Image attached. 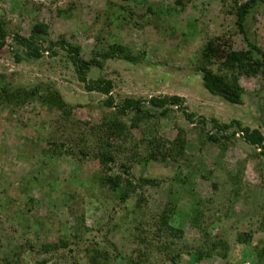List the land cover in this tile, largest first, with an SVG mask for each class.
I'll list each match as a JSON object with an SVG mask.
<instances>
[{"label": "rangeland", "instance_id": "obj_1", "mask_svg": "<svg viewBox=\"0 0 264 264\" xmlns=\"http://www.w3.org/2000/svg\"><path fill=\"white\" fill-rule=\"evenodd\" d=\"M109 1L0 0V23L8 33L0 49V86L20 94L16 104H0V264H76V260L85 264V255L95 251L102 253L98 264H264L257 261L253 250L257 241L264 240V154L240 139L222 150L198 140L215 133L213 118L218 123L236 120L241 126L257 128L264 143V88L259 73L238 75L240 103L230 104L202 87L195 68L201 44L208 38L222 37L227 42L213 44L222 55L216 56L220 58H215L213 72L225 58L226 46L237 52L245 50L233 16L225 13L222 0H182V8L174 0H151L170 7L165 21H156L153 27H132L131 18L114 31L111 17L115 13L109 12ZM141 8L133 6L132 10L137 14ZM61 10L66 13L58 14ZM189 19L195 20L199 33L183 36ZM36 23L46 27L47 41L63 38L78 45L84 60L92 58V50H97V57L108 44L130 49L138 58L135 63L118 57L105 60L100 69L91 68L86 76L111 80L109 96L114 105L125 98L145 104L150 97L176 95L193 115L189 123L179 109L171 108L167 116L140 124L141 130L164 135L166 141L172 140L177 126L187 145L184 159L166 161L158 170L143 173L159 182L140 191L142 200L135 215L137 194L124 202L113 201L107 185L89 182L88 160L75 157L77 145H83L77 140L79 131L88 134L111 111L103 104L106 97L84 90L61 50L54 56L43 53L39 59L25 58L24 48L11 37L28 38ZM248 24L253 40L264 52V4L250 15ZM47 87L56 90L70 108L68 116L46 109L40 96ZM28 92L31 95L26 97ZM119 119L127 122V118ZM140 129H130L127 135L134 139ZM51 143L61 145V152L47 158L42 151ZM124 153L128 156L129 150ZM38 159L45 166L38 165ZM132 169L135 181L140 168L132 165ZM111 173H119L116 165ZM186 173L185 183L166 191L173 182L170 178ZM40 180L41 188L37 186ZM69 189L80 196L81 203L77 197L68 202ZM25 197L33 201L27 203ZM166 209H172L169 224L181 231L179 238L166 235L158 222ZM193 217L196 225L191 223ZM76 219H81L82 226ZM250 232L249 245L237 244L238 233ZM72 235L79 237L73 239V245L41 250L42 245L61 238L69 242ZM218 237L227 246L224 260L217 253L194 260L191 254Z\"/></svg>", "mask_w": 264, "mask_h": 264}, {"label": "trees", "instance_id": "obj_2", "mask_svg": "<svg viewBox=\"0 0 264 264\" xmlns=\"http://www.w3.org/2000/svg\"><path fill=\"white\" fill-rule=\"evenodd\" d=\"M107 1L108 0H106V2ZM150 1L151 0H110L107 4L109 5L108 8H110L109 12L115 13L114 15L112 14L113 16L111 17L114 31L116 28H123L120 22L125 23L133 20L132 27H138L140 25H151L150 27H153L156 25V21H165L169 11H171L170 7L168 8V6H163L160 3L153 4L150 3ZM222 2H224L226 6L225 13L234 18V26L241 37L245 50L237 52L231 50V47L226 46L227 51L225 55H223L225 58L221 63L216 65V72H213L211 66L216 64L214 62L215 58L219 59L222 56L220 51L217 50L218 46L213 44H217L220 41H223V44L227 42L224 41L226 39L222 37L208 38L207 40H203L204 42L201 44L198 52L199 58L196 61L195 68L200 72L202 87L209 94L219 96L230 104H239L242 91L236 81L238 75L255 76L259 73L263 82L262 88H264V52L253 40L250 33L251 26L248 24L250 15L258 10L259 5L264 4V0H230L228 1L229 3L227 0H222ZM173 3L175 6H180L181 8L184 6L182 0H174ZM133 6H139L140 8L143 6V8H141L143 10L136 14L132 10ZM62 13H66V11L61 10L58 12V14ZM146 19L150 22L146 21ZM197 30L195 20L189 19L187 23H185V33L182 32V35L190 36L192 34H198L199 32H197ZM7 34L8 33H6L3 28V24L0 23V49L5 44V37ZM46 35V27L36 23L31 27L28 38H21L15 34L11 37L17 44L24 48L23 54L25 58L39 59L43 53L54 56L57 54V50H61L71 63L76 78L83 84L84 90L86 92H97L106 97L103 104L106 108L111 109V111H109L108 116L102 117L100 123L95 124L94 129H91L88 134L85 133V131H79L78 134L80 138L77 140L81 141L83 145L80 147L77 145L75 157L77 161L84 159L88 160L89 165H87V168L89 166V172L92 173V175L89 176V182H97L100 183L101 186L107 185L108 187L106 188L111 194L113 201L124 202L131 194H137L136 204L134 205L135 210L132 211V214L135 215V212L139 210V202L142 200L140 191L146 186L156 187V183L159 182V180L154 181L151 178H145L143 173L147 174L148 171L158 170V166L166 161L175 162L179 158L184 159L187 145V139L183 130L177 126L175 127L176 133L172 137V140L166 141L164 135L159 134L156 136L145 128L141 130L140 124L143 122L146 123L153 117L157 119L167 116L171 108L176 111L179 109L180 113L183 114L189 123L192 122L193 115L186 112L185 106L183 107V99L176 95L150 97L146 100L145 104L140 100L125 98L119 105H114L109 96L111 80L104 78L88 79L86 76L91 68L100 69L102 62L105 60L118 57L127 63H135L138 58L131 54L130 49L122 44H108L105 50L98 53L97 57H95V52H97V50H92V58L84 60L79 55L80 47L78 45L68 43L63 38H59L56 41H47V39H45ZM42 43H44V45H42ZM39 87L40 86L36 87L35 94H37ZM28 93H24V95H26V97L30 96L31 93ZM42 93L44 96H40L41 102H43L47 110L53 109L57 110L58 114L64 116L69 115L70 108L62 102L56 90L47 87L42 89ZM19 96L20 94L17 91L9 90L6 86H0V104H9L10 102L16 104L19 102ZM21 96L23 98V94H21ZM144 105H146V107ZM119 118H127V122L121 121ZM210 121L215 133L212 135H204L202 138L199 137V142L209 143L222 150L229 143H232L233 140L240 139L248 145L260 149V155L264 154L263 136L257 128L250 129L241 126L236 120H231L229 123H218L215 119L211 118ZM202 122L203 121H200V123ZM130 129H140V131H136L137 137L134 139L132 136L127 135V131ZM125 137L127 138L125 139ZM119 139H125V141H118ZM127 139L132 141H126ZM60 146L61 145L56 143L49 144L43 149V156L51 158L59 154L61 152L60 148L62 147ZM125 149L129 150L128 156L124 153ZM71 154L72 152L70 155ZM37 164L44 165L45 161L38 159ZM115 165L119 173H111V169ZM132 165H136L140 168L138 172L139 176L135 181H133L132 178L134 176ZM38 170L40 171L41 169L39 168ZM188 174L189 173H186L182 177L177 174L173 178H170V180L175 183L168 181L169 183L166 191H173L176 183H185ZM51 181H54L53 178ZM38 185L42 186L41 180L38 182L37 186ZM26 186H30V184L27 182ZM73 191L74 190L69 189L67 192L66 197L68 202H75L77 197V203H81L80 196L74 195ZM24 201L29 203L33 200L30 197H25ZM171 213L172 209H166L164 213L158 217V222L160 226L165 229L166 235L179 238L181 231L169 224V219L172 216H170ZM75 222L82 226L81 219H76ZM176 222L177 219L174 217L173 223ZM191 223L193 225L197 224L196 217L192 218ZM74 228L76 229L77 227L74 226ZM202 232L205 235V230ZM71 238L72 242H68L67 239L61 238L56 240V243L44 244L41 246V250L56 251L61 248L63 249L68 245L75 244L74 242L76 241H73V239L79 237L72 235ZM250 239L251 232L238 233L235 241L237 244L245 246L250 244ZM263 241L264 240H259L253 245V250L256 253L259 263L264 262ZM226 250V243L222 238L218 237L217 239H212V241L209 240V244L206 247H202V249L195 251L191 255L194 257V260H200L209 258L212 253H217V255L224 260ZM86 251L88 250L84 249L85 253ZM100 255H102L100 251H95L94 254H90L89 256L85 255V264H98L100 261L99 259L97 260V257H100ZM174 260L171 259L172 262H174ZM76 264L84 263H80L76 260Z\"/></svg>", "mask_w": 264, "mask_h": 264}]
</instances>
